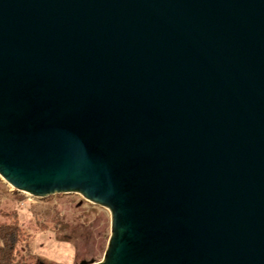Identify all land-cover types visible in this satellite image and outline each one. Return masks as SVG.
Wrapping results in <instances>:
<instances>
[{
    "label": "water",
    "instance_id": "obj_1",
    "mask_svg": "<svg viewBox=\"0 0 264 264\" xmlns=\"http://www.w3.org/2000/svg\"><path fill=\"white\" fill-rule=\"evenodd\" d=\"M0 178L110 212L80 264H264V0H0Z\"/></svg>",
    "mask_w": 264,
    "mask_h": 264
},
{
    "label": "rangeland",
    "instance_id": "obj_2",
    "mask_svg": "<svg viewBox=\"0 0 264 264\" xmlns=\"http://www.w3.org/2000/svg\"><path fill=\"white\" fill-rule=\"evenodd\" d=\"M2 223L20 228L17 249L26 264H80L87 257H95L94 263H100L111 236L110 212L84 201L80 195L33 198L0 178ZM71 237L77 240L73 242Z\"/></svg>",
    "mask_w": 264,
    "mask_h": 264
},
{
    "label": "trees",
    "instance_id": "obj_3",
    "mask_svg": "<svg viewBox=\"0 0 264 264\" xmlns=\"http://www.w3.org/2000/svg\"><path fill=\"white\" fill-rule=\"evenodd\" d=\"M71 234L74 233L71 230ZM20 228L11 223H2L0 224V264H26V262L19 257L17 246L20 242ZM77 239L71 237V241H75ZM76 255H79L78 247L74 246ZM95 257H87L83 259L81 262H94Z\"/></svg>",
    "mask_w": 264,
    "mask_h": 264
}]
</instances>
